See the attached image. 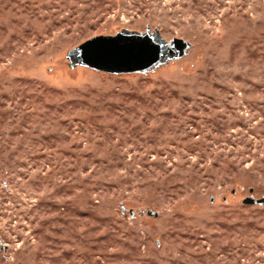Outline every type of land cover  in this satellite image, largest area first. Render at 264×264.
Returning a JSON list of instances; mask_svg holds the SVG:
<instances>
[{
  "label": "rangeland",
  "instance_id": "rangeland-1",
  "mask_svg": "<svg viewBox=\"0 0 264 264\" xmlns=\"http://www.w3.org/2000/svg\"><path fill=\"white\" fill-rule=\"evenodd\" d=\"M127 30L189 45L147 72L68 56ZM247 198L264 0H0V264H264Z\"/></svg>",
  "mask_w": 264,
  "mask_h": 264
},
{
  "label": "water",
  "instance_id": "water-1",
  "mask_svg": "<svg viewBox=\"0 0 264 264\" xmlns=\"http://www.w3.org/2000/svg\"><path fill=\"white\" fill-rule=\"evenodd\" d=\"M188 42L175 39L169 45L157 33L138 34L124 31L115 36H97L71 49L68 53L74 65H84L109 73L147 72L167 60L179 57ZM174 51V52H173ZM262 199L247 198L256 204Z\"/></svg>",
  "mask_w": 264,
  "mask_h": 264
}]
</instances>
